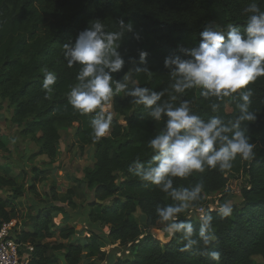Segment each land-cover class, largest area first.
I'll list each match as a JSON object with an SVG mask.
<instances>
[{"label": "trees", "instance_id": "16d2710c", "mask_svg": "<svg viewBox=\"0 0 264 264\" xmlns=\"http://www.w3.org/2000/svg\"><path fill=\"white\" fill-rule=\"evenodd\" d=\"M252 3L264 11V0H0V99L12 108L11 120L22 129L21 135L31 138L39 155L46 156L50 164L58 156L61 130L75 129V145L81 151L86 147L95 149L96 163L92 169L85 170L83 180L94 196L87 205L88 217L109 227L107 238L129 252L116 259V264L215 262L207 255L197 254L195 246L190 251H180L187 243L183 233H177L165 245L153 236L152 230L162 223L156 207L178 202L129 171L137 159L147 169L154 154L148 142L165 126L167 117L153 120L148 115L149 109L134 104L133 97L121 92L111 103L117 115L111 130L95 140L90 126L95 113L82 115L68 102V93L78 83L76 77L81 66H68L63 45L74 44L78 34L96 20L104 24L106 32L120 31V19L132 23L133 33L125 31L118 42L117 51L125 64L121 71L112 74V86L115 88L116 82H123L128 74L137 86L165 91L162 101H170V95L175 94L171 89L174 81L170 70L165 68V58L177 55L188 58L178 45L189 49L198 46L201 32L210 25L218 30L236 26L243 32L251 15L244 9ZM141 51L147 52L145 63L141 62ZM145 68L151 74L138 71ZM46 72L57 77L50 93L42 87ZM133 87L136 86L128 84L129 89ZM248 87L254 92L249 110L257 113V121L243 122L242 128L248 129L249 142L255 145L254 158L246 161L237 156L233 168L224 172L206 168L203 173L173 178V186L178 188L204 185L200 200L188 202L190 208H198L208 204L210 196L222 193L231 176L246 177L247 184L241 190L242 205L234 206L231 216L222 217L219 211L206 212L213 218L215 235L208 251L221 253L220 264H260L256 258H261L264 264V77ZM201 92L200 88L189 89L173 103L179 106L182 100L190 101L192 111L205 120L214 115L225 121L234 120L240 114L231 98H204ZM213 104L219 105L215 112ZM227 108L232 112L228 113ZM119 119H123L124 126ZM0 150L6 151L5 146L0 144ZM41 179L40 174L34 175L31 192L37 193ZM0 186L13 188L14 199L23 195L13 180L0 178ZM53 194V201H57V193ZM73 209H76L74 205ZM137 212L143 215V228L136 220ZM15 218L12 201L0 197V227ZM54 218L48 210L40 212L33 230L16 236L17 242L33 249L28 264H60L56 251L65 252V264H83L85 251L87 258L105 257L101 252L105 247L103 237L91 234L84 245L73 242L77 235L74 228H64L59 233V239L66 243H44L54 237L51 232ZM178 219L192 223V239H199L200 219L189 218L188 211L179 214Z\"/></svg>", "mask_w": 264, "mask_h": 264}, {"label": "clouds", "instance_id": "9594fccd", "mask_svg": "<svg viewBox=\"0 0 264 264\" xmlns=\"http://www.w3.org/2000/svg\"><path fill=\"white\" fill-rule=\"evenodd\" d=\"M244 11L251 15L243 32L236 26L218 30L210 25L201 32L198 46L189 49L178 45L179 51L188 58L180 55L165 58V68L170 70L174 81L171 89L175 94L170 95V101H162L165 96L163 90L141 86L129 89L128 74L124 75L123 82H116L115 88L112 86V74L121 71L125 64L117 51L118 42L125 31L133 33L132 23L120 19V31L106 32L104 24L96 20L78 34L74 44L63 45L68 66H81L76 77L78 83L68 93V102L82 115L95 113L90 124L95 140L108 135L113 121L108 109L112 106V98L121 92L133 97L134 104L149 109L148 115L153 120L167 117L165 126L148 142L154 154L147 163V169L145 163L137 159L129 171L141 180L158 186L172 201L178 202L164 207L158 205L156 213L165 224L164 231L169 237L183 233L187 243L180 251L187 252L195 246L197 254L207 255L215 264H220L221 253L208 251L215 240L212 216L206 214L201 217L199 239H192V223L178 219L179 214L189 207L188 202L200 200L204 185L197 183L178 188L173 186V178H186L193 172L203 173L206 168H218L224 172L233 168L237 156L246 161L255 156V145L249 142L250 138L246 135L248 129L242 128V123L257 121V113L249 110L254 92L248 86L264 77V11L256 3L250 4ZM136 38H140L138 33ZM140 57L145 63L147 52L141 51ZM138 71L151 74L147 68ZM56 80L53 72L45 73L42 87L46 93L52 91ZM194 88L202 89L204 98H231L240 114L234 120L225 121L216 115L205 120L192 111L190 101L182 100L179 106L173 103L178 95ZM218 107L213 104V112ZM232 212L230 202L219 208V215L225 218Z\"/></svg>", "mask_w": 264, "mask_h": 264}, {"label": "rangeland", "instance_id": "374dc122", "mask_svg": "<svg viewBox=\"0 0 264 264\" xmlns=\"http://www.w3.org/2000/svg\"><path fill=\"white\" fill-rule=\"evenodd\" d=\"M127 83L137 86L130 76ZM108 111L111 112L113 119L117 118L112 106ZM227 112L231 113L232 109L227 108ZM11 119L12 108L7 101L0 99V144L6 148V151L0 150V178L13 180L16 183V188L23 190V195L14 199L13 188L0 186V197L12 201L13 211L16 215L15 220L21 224L22 231H32L36 216L40 212L48 210L55 216L51 227L54 237L44 243L50 245L66 243L59 239V233L64 228H74L77 235L73 242L84 245L91 234L103 237L102 241L105 240V247L101 249L105 257L87 258L88 252L85 251L83 264H90L93 260H96L93 264H116V259L122 258L124 255L127 256L129 252H126L123 246L113 244L107 238L110 232L109 227L96 223L88 217L87 205L93 201L94 196L83 180L85 170L92 169L96 163L95 149L86 147L84 151H81L75 145V129L61 130L58 156L54 164H50L46 156L39 155V149L32 139L21 135L22 129L13 124ZM119 120L124 126L123 119ZM42 172H46V175H43ZM37 173L43 179L36 187L37 193H33L30 188L34 175ZM246 184L245 176H231L227 188L222 193L210 196L208 204H213L218 211L220 206L227 202H230L232 207L241 206L243 202L241 190ZM53 192L57 193V201H53ZM73 205L76 207L75 210ZM190 209L188 207L185 211L189 212ZM135 217L143 228V215L137 212ZM164 227L165 224L160 223L156 229L152 230V234L161 244L165 245L172 237L168 236ZM54 254L60 264H65L64 251H56ZM255 260L262 264L261 258Z\"/></svg>", "mask_w": 264, "mask_h": 264}, {"label": "built area", "instance_id": "2783aa9c", "mask_svg": "<svg viewBox=\"0 0 264 264\" xmlns=\"http://www.w3.org/2000/svg\"><path fill=\"white\" fill-rule=\"evenodd\" d=\"M209 199V198H208ZM218 211L213 204H206L198 208H191L189 218H198L207 211ZM22 232V226L16 220L0 227V264H28L33 249L16 241V236Z\"/></svg>", "mask_w": 264, "mask_h": 264}, {"label": "crops", "instance_id": "0c3cea01", "mask_svg": "<svg viewBox=\"0 0 264 264\" xmlns=\"http://www.w3.org/2000/svg\"><path fill=\"white\" fill-rule=\"evenodd\" d=\"M117 244H119V243H117ZM94 262H96V260L91 261L92 264H93ZM91 263H90V264H91ZM105 264H106V263H105Z\"/></svg>", "mask_w": 264, "mask_h": 264}]
</instances>
